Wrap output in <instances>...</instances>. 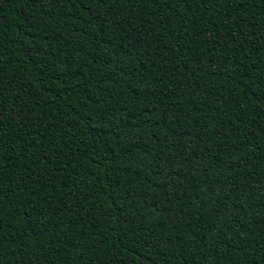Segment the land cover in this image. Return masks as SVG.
I'll return each instance as SVG.
<instances>
[{
    "label": "trees",
    "instance_id": "16d2710c",
    "mask_svg": "<svg viewBox=\"0 0 264 264\" xmlns=\"http://www.w3.org/2000/svg\"><path fill=\"white\" fill-rule=\"evenodd\" d=\"M0 264H264V0H0Z\"/></svg>",
    "mask_w": 264,
    "mask_h": 264
},
{
    "label": "snow or ice",
    "instance_id": "6c2138e0",
    "mask_svg": "<svg viewBox=\"0 0 264 264\" xmlns=\"http://www.w3.org/2000/svg\"><path fill=\"white\" fill-rule=\"evenodd\" d=\"M3 146L2 145H0V148H2Z\"/></svg>",
    "mask_w": 264,
    "mask_h": 264
}]
</instances>
